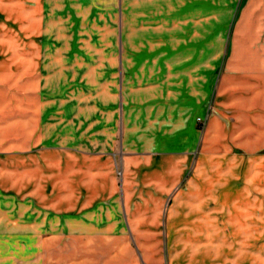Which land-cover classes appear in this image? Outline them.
Masks as SVG:
<instances>
[{
    "label": "rangeland",
    "instance_id": "obj_1",
    "mask_svg": "<svg viewBox=\"0 0 264 264\" xmlns=\"http://www.w3.org/2000/svg\"><path fill=\"white\" fill-rule=\"evenodd\" d=\"M43 2L60 50L57 85L41 88L58 106L60 202L58 217L28 214V222L48 227L44 238L53 236L37 263L28 248V264H74L73 254L78 264H264V0ZM129 97L134 108L197 98L201 109L185 117L184 105L181 112L162 108L146 121L154 127L135 126L139 142L163 136L157 153L185 155L162 198L134 174L121 175L118 159L134 146L119 149L117 110L119 98ZM140 111L127 120L151 114ZM88 150L115 155L116 199L67 214V160ZM127 223L138 228L128 231ZM89 224L105 235L83 245L70 228Z\"/></svg>",
    "mask_w": 264,
    "mask_h": 264
},
{
    "label": "crops",
    "instance_id": "obj_2",
    "mask_svg": "<svg viewBox=\"0 0 264 264\" xmlns=\"http://www.w3.org/2000/svg\"><path fill=\"white\" fill-rule=\"evenodd\" d=\"M242 1L245 3L248 0ZM43 3V0H0V264H28V256L33 257L28 254L29 247L34 248L35 263L40 261L44 239L47 241L53 236L44 238V230L48 231V227L42 222H28L27 216L34 213L36 220L38 216L52 218L59 214L58 106L54 98L50 97L49 100L42 96L41 88L44 84L57 85L60 50L52 41L49 28L47 30L50 26L48 23L53 21V12L50 11V17L46 20L48 11H44ZM43 25L47 30L45 32ZM45 39L50 40L48 45H43ZM180 84L186 87L184 82ZM120 100L117 110L119 149L126 144L134 146L124 159H118L121 175L126 181L128 175L134 174L136 184L140 183L153 196L162 198L179 180L185 167V155L157 153L164 146V143L160 144L163 136H158L156 144L155 141L151 144L139 142L133 136L139 134L135 126L154 127V122H147L162 108L181 112L184 105L183 115L191 117L201 111L200 106L196 105L198 100L189 99L187 103L180 99L179 103L177 97L175 103L163 105L155 100L141 101L137 108L129 104H135L131 97ZM137 110H141L140 114L149 110L151 114L148 113V118L144 117L143 120L139 116L127 120L133 117L134 113L130 112ZM133 120L136 122L133 123ZM102 123L101 120L98 122L100 128ZM126 125L130 130L124 132ZM157 125L162 127L161 120L157 119ZM172 125L175 127L178 124L175 122ZM177 129L173 133L178 132ZM175 146L180 151V143ZM109 147L106 149L110 150ZM143 149L148 150L143 152ZM148 151L152 153H146ZM114 156L113 153L92 154L90 150L69 154L65 191L69 203L67 214L87 212L103 201L116 199L118 187L114 175ZM129 184H125L124 189ZM80 197L81 201L78 199ZM126 209L127 214H136L134 208ZM122 213L125 212L122 210ZM89 225V228H77V233L73 225L70 228L72 235L81 238L79 242L83 245L91 239H102L105 235L100 233V226ZM150 226L149 230H155L154 224ZM125 227L128 231L138 228L131 223ZM51 229L54 228L51 226ZM123 240L131 241L123 237L119 242L123 243ZM79 257L73 254L74 264H78Z\"/></svg>",
    "mask_w": 264,
    "mask_h": 264
},
{
    "label": "built area",
    "instance_id": "obj_3",
    "mask_svg": "<svg viewBox=\"0 0 264 264\" xmlns=\"http://www.w3.org/2000/svg\"><path fill=\"white\" fill-rule=\"evenodd\" d=\"M195 121H196L197 125H201V124H203V120H201V119H199V118H197Z\"/></svg>",
    "mask_w": 264,
    "mask_h": 264
}]
</instances>
